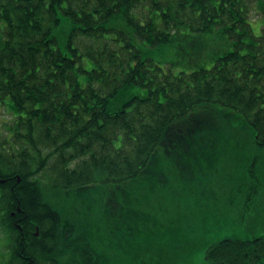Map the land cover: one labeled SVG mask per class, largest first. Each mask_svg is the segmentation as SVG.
Segmentation results:
<instances>
[{
  "label": "trees",
  "instance_id": "obj_1",
  "mask_svg": "<svg viewBox=\"0 0 264 264\" xmlns=\"http://www.w3.org/2000/svg\"><path fill=\"white\" fill-rule=\"evenodd\" d=\"M259 1L0 0L4 264L103 263L52 191L137 181L160 148L221 139L219 121L264 149ZM205 261L264 264V235L218 241Z\"/></svg>",
  "mask_w": 264,
  "mask_h": 264
},
{
  "label": "rangeland",
  "instance_id": "obj_2",
  "mask_svg": "<svg viewBox=\"0 0 264 264\" xmlns=\"http://www.w3.org/2000/svg\"><path fill=\"white\" fill-rule=\"evenodd\" d=\"M259 2L250 16L255 36L264 29ZM152 57L173 58L172 52ZM215 128L223 133L219 140L170 147V155L160 148L137 181L92 186L82 197L52 191L48 198H60V209L90 238L102 264H205L218 241L264 235V149L241 121H219ZM3 233L0 228V264L7 259Z\"/></svg>",
  "mask_w": 264,
  "mask_h": 264
},
{
  "label": "flooded vegetation",
  "instance_id": "obj_3",
  "mask_svg": "<svg viewBox=\"0 0 264 264\" xmlns=\"http://www.w3.org/2000/svg\"><path fill=\"white\" fill-rule=\"evenodd\" d=\"M18 230L20 231V234L18 235V236H16V238H17V244L19 245V246H22V248H25V247H27V248H29L30 247V244L32 243V242H26V241H24V239H23V236H24V234H23V232L21 231L22 230V227H18ZM35 236L36 237H39L40 236V234L38 233V235H36L35 234ZM29 240H31V239H29ZM18 254H23V251H21V252H19Z\"/></svg>",
  "mask_w": 264,
  "mask_h": 264
},
{
  "label": "water",
  "instance_id": "obj_4",
  "mask_svg": "<svg viewBox=\"0 0 264 264\" xmlns=\"http://www.w3.org/2000/svg\"><path fill=\"white\" fill-rule=\"evenodd\" d=\"M2 182V180H0Z\"/></svg>",
  "mask_w": 264,
  "mask_h": 264
}]
</instances>
